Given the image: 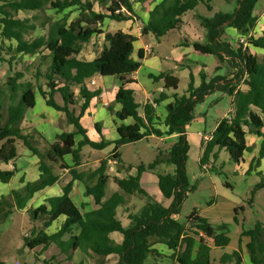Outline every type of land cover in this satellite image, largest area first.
I'll return each instance as SVG.
<instances>
[{"label": "trees", "instance_id": "16d2710c", "mask_svg": "<svg viewBox=\"0 0 264 264\" xmlns=\"http://www.w3.org/2000/svg\"><path fill=\"white\" fill-rule=\"evenodd\" d=\"M212 1L161 0L157 5L159 15L144 22L141 31L149 32L159 39L168 31L179 28L181 17L199 3L207 10H212ZM257 1L236 0L230 12L217 11L211 17L200 16L206 30L204 39L202 42L194 41L191 45L196 52L217 58L215 73L208 76L201 72L200 82L195 85L190 71L185 92L182 95L172 93V100L165 105L166 115L161 120L152 102L158 104L168 97L163 90H176L178 77L165 72L154 77L155 81L163 80V90L153 101L146 102L140 113V104L135 100L134 89L130 87L132 80L129 78L138 70L143 58L141 49L137 51L136 59L132 56L136 37L121 30L111 33L100 28L105 19L125 21L133 18L132 0H0V67L6 65L11 71L3 82L0 78V110L5 100H18L16 105L8 106L7 121L0 129V181L8 182L16 172V167H6L17 157L16 140H20L39 160L36 180L26 182L20 189L11 190L8 195L0 197V224L14 210L25 209L36 192L55 183L59 179V171L68 168L71 180L63 185L62 194L48 197L43 204L26 209L30 227L23 236L24 246L31 250L40 247V254L54 244L67 259L76 249L84 253L91 250L101 256L113 254L117 257V264H146L148 257L154 261L165 260V264H216L211 262L210 252L213 247L229 244L227 225H214L195 210L184 222L173 217L179 212V206L188 191L185 161L189 144L185 128L196 117V105L213 90H220L232 96L233 107L228 111L229 117L226 114L216 122L210 138L203 145L199 164L203 166L210 156L215 158V149H225L230 160L242 162L243 155L252 150L246 140L248 133L259 140L254 167H259L264 159V30L253 34L257 21L254 14ZM47 6L56 13L73 8L77 15L70 21L69 13L58 19L40 15L38 12L44 11ZM20 11L34 14L19 16ZM227 27L235 30L237 38L248 36L247 45L243 46L239 42L233 46L225 34ZM37 28L44 29L45 33L33 36ZM103 33L104 45L99 54L92 60L79 59L83 44L94 35ZM252 48L262 51L260 60ZM23 55L34 56V59L27 67L18 68ZM223 65L225 69L219 73ZM235 67L238 70L234 73ZM96 75L114 76L119 80L114 97L119 109L114 115L120 124L116 130L117 138L113 141L104 137L99 141L89 139L80 123L90 100L101 92L100 88L90 89L86 84L87 79ZM234 76L237 81L233 82ZM240 82L245 88L239 86ZM74 88L78 89L77 95ZM36 93L42 96L48 106L64 112L67 122L75 127L73 132L58 134L53 143L44 141L45 147L38 143L43 136L36 130L22 133L16 127L23 111L35 106ZM55 93L60 94L62 104L54 99ZM78 100L79 112L76 114L73 105ZM128 118L132 123L124 122ZM160 127H164V130ZM172 134H177V139L164 151L159 150L150 164L138 165L135 175L128 173L132 166L122 163L118 151L120 145L152 135ZM76 135L80 136L79 140L75 139ZM111 143H114V148L110 157L100 159L93 169H78L84 146L101 150ZM65 156L71 157V165L64 160ZM109 160L116 166L121 163L122 171L117 167L116 170L124 173L112 176L118 189L106 197L110 178ZM164 163L175 166L173 173L157 174L158 189L164 198L171 199L169 206L153 199L139 182L142 172L153 171L158 164ZM249 166L250 169L253 167L252 164ZM257 173L261 178L255 188H263L264 172ZM73 180L83 184L84 193L93 197L97 208L83 214L80 212L70 197ZM130 196L144 197L145 201L137 211L126 207L129 222L123 226L117 218L116 209L118 206L125 207ZM61 216L64 221L58 230L48 234V226ZM73 226H77L79 232L63 239L65 234L71 233ZM111 232H119L122 241L114 242L109 236ZM242 237L248 238L245 245L249 250L250 263L264 264V223L257 221L253 228L242 230L240 241ZM158 244H163L169 252L158 249ZM242 261L240 245L220 258L221 263L242 264ZM0 264H3L1 260Z\"/></svg>", "mask_w": 264, "mask_h": 264}, {"label": "rangeland", "instance_id": "374dc122", "mask_svg": "<svg viewBox=\"0 0 264 264\" xmlns=\"http://www.w3.org/2000/svg\"><path fill=\"white\" fill-rule=\"evenodd\" d=\"M132 2L138 4L141 0H132ZM211 5L212 10L209 11L203 4L199 3L195 9L187 11L181 17L182 25L180 29H172L159 39L151 36L150 44L152 45V56L156 55L164 64H170L174 68L175 66L173 64L177 62V69L173 71L172 74L178 77L179 84L176 90H167L170 96L173 92H176L178 95H182L185 92L190 80L189 73L191 70L196 69L197 63H195V61H198L200 65L205 62V73L208 76H212L215 73L214 68L218 62L215 56L212 55L207 57L206 55L195 54L194 57L192 50L189 56H179L178 54L180 51L185 52L184 50H186L185 47L178 45L183 39L193 40L197 33L199 34V32H201L204 34L206 32L201 17H211L214 12L217 11L230 12L234 9L236 0H213ZM38 13L40 15H50L53 19H57L61 15H64L62 13H56L49 6H47L44 11ZM254 13H258L257 15L260 17L259 22L256 23L253 30V34H258L261 30H264V0L257 1ZM262 13L263 16H261ZM26 14L32 15L34 12H26ZM76 15L77 11L73 9L69 10L70 19L74 18ZM107 23L109 28L122 25L120 21L111 19H108ZM36 30L38 33L41 32L39 28ZM36 30L33 32V36H35ZM225 34L228 41L233 46L239 43L237 35L236 38H233L229 36V33L225 32ZM96 39H98L96 43L99 48L101 47L102 40L99 42V37ZM84 45L87 48V43ZM136 46L137 43L135 44V47ZM252 49L253 53H255L260 60L261 50L256 48ZM192 57L195 60H193ZM30 59L31 57L25 58L24 63H28ZM17 66L22 68L23 62ZM161 68L163 71H166L167 66L162 65ZM224 69L225 65L221 67L219 73L223 72ZM237 70L238 67L233 68L234 73ZM145 72L144 67L138 72L139 80L142 81V86H150L153 91H155L154 94L158 96V88L162 86L163 81H151ZM9 74H11V72L8 71L6 67H2L0 72L1 82H3ZM193 78L196 82L200 81V76L198 74L193 75ZM233 78V82L237 81L235 76ZM111 79H113L114 82L117 81L115 77ZM241 84L243 83H239L240 87H242ZM95 101L100 102L98 99ZM232 107V96L220 90H213V92L205 96V98L196 105L195 121L189 123L186 130L189 129V131H192L193 126H199L204 134H200L201 136H199L191 132L187 137L189 146L185 161V175L188 191L179 206V212L175 214V219L179 222H184L187 216L195 210L201 216L208 218L214 225L225 223L228 230L227 235L229 237V244L224 247H213L210 252L211 262L216 264H233L230 262L221 263L220 258L223 254L231 253L240 245L246 252L242 264H249L250 260L247 256L249 250L243 242L246 240V237H242L240 241V233L244 229L253 228L257 221L264 223V187L255 188L257 182H259L261 178V175L257 172H264V159L261 160L259 167H254L259 140L253 134L248 133L246 135L247 143L252 147V150L243 155L244 160L242 162L235 163L230 160L225 149H215L214 151L217 152L215 158L210 156L208 162L203 166L199 164V159L204 147L203 145L205 141H207L205 138H202L203 135H209L215 127L216 122L224 117L227 111H230ZM94 118V114L91 116L87 114L81 119L82 123L80 122L87 131L89 137H97L96 131L93 128ZM201 141H203V144H201ZM171 143L172 142L169 141L165 142V140H161L157 136H148L136 142L120 145L118 151L122 163L132 166L128 173L130 175H135L138 165L143 164L146 166L150 164L156 157L158 151H164ZM113 148L114 143L109 144L102 150H94L89 146H85L84 149H87V166L97 164L98 161H95L97 159L110 157L108 154ZM250 164L253 165L251 169L249 166ZM111 166L112 170L109 171V176L111 178L107 182L106 197L114 190L116 191L118 189L117 185L111 179L114 175H120V172L116 170V165L113 164ZM174 167V164L171 163L159 164L156 166L155 170L142 172L139 176L140 186L151 195L153 199L164 206H169L171 199L164 198L160 193L157 186V174L172 172V168L174 169ZM79 185L81 187V184ZM73 198L78 201V197H76L75 194H73ZM144 201V197L139 198L137 196H130L128 198L127 208L130 210L132 209V211H137L144 204ZM126 212L124 206L117 207V213L120 219L125 220V218H127ZM29 227V214L28 212L25 214V212L21 211H14L9 218L0 224V260L3 264H46L44 259H48L54 250H57L56 246H50L46 251L38 254L40 252L38 247L31 250L27 246H24L23 236L28 232ZM112 235L114 237L121 236L120 233L117 232L112 233ZM157 247L164 253L169 252L163 244H159ZM88 255L87 253L83 254L84 258L86 256L87 263L90 260L91 264H101L100 260L104 257L99 256V258H96L91 254L89 256L90 258H88ZM112 257L113 256L107 261L108 264H112ZM75 264H77L76 261ZM146 264H165V260L158 259L154 261L152 258L148 257Z\"/></svg>", "mask_w": 264, "mask_h": 264}, {"label": "crops", "instance_id": "0c3cea01", "mask_svg": "<svg viewBox=\"0 0 264 264\" xmlns=\"http://www.w3.org/2000/svg\"><path fill=\"white\" fill-rule=\"evenodd\" d=\"M160 1L161 0H141V2H138V4L133 3V10H134V15H135L133 18L125 20V21H120V23H122V25L116 26V27L114 26L112 28H109L108 23H107L108 19H105L103 21L102 25L100 26V28L104 32H111L112 33V32H115L117 30H121L125 33H128V34L135 36L136 40L133 43L134 49H133V53H132V56L134 59L137 58V51L139 49L142 50L143 58L141 59L140 67L138 68L137 71H135L134 73L129 75V78L132 80L130 87L132 89H134L135 100L140 104V107H139L140 113H142V111H143L144 104L146 102L153 101V99L157 98L159 96V94L161 93V91L163 90V84H162V86H159L158 96H156V94H154L155 91H153V89L150 86H144L143 87L141 84L142 81L139 80V75H138V72L141 70V68H143V67L145 68V71H146L145 73H146L147 77L149 78V80H151V81H155L154 77L158 76L161 72L172 74L173 71H176V69H177V62H174L175 60L173 61L174 62L173 65L175 66V68H174L170 64H164L160 60L159 57H156V55L152 56V45L150 44V42H151V36H153V34H151L149 32L143 33L141 31V26L144 22H146V21L150 20L151 18H154V17L159 15V10L157 8V5L160 3ZM94 7L96 10L98 9L96 4ZM71 9H73V8H67L60 13H62V14H66L67 12L69 13V10H71ZM254 14L257 16L256 23H258L260 17L257 15L258 13L257 14L254 13ZM18 15L19 16H26L27 14H26V12L20 11L18 13ZM27 16H29V15H27ZM61 16L58 18H61ZM261 16H263V13L261 14ZM68 20L70 21V18ZM181 25L177 29H180ZM39 29H41V28H39ZM225 32L229 33V36L236 38L237 34L233 28L227 27ZM44 33H45L44 29H41V32H39V33L36 30L35 36L41 35ZM103 35H104V33L94 35L90 39V41L87 42V48L83 44V46L80 50V53L78 54V58L84 59L87 61L94 59L99 54V52L102 50V47L104 45ZM97 37H99V42L102 40L101 41V47H99V48L97 47V43H96L98 40V39H96ZM203 39H204V34L201 32H199V34L197 33L194 36L193 40L183 39L178 45L185 47L186 50H184L185 52L180 51L178 53L179 56H185V55L189 56L191 50L193 51L194 57H195V54H201V53L196 52L194 50L191 43L194 41L202 42ZM136 43H137V46L135 47ZM148 47H150L149 52H147ZM202 55H206L207 57L212 56V55H207V54H202ZM261 55H262V51H261ZM27 57H31V59H30V61H28V63H26V62L24 63V60ZM33 59H34V56H31V55L21 56V62H23V67H27L28 65L32 64ZM192 59L195 60L193 57H192ZM195 63H197L196 69L191 70L193 75H195V74L199 75L201 72L205 73V67H206L205 62L202 63V65H200V63L198 61H195ZM162 65L167 66L166 71L162 70V68H161ZM2 67H6L7 70L10 71L6 65H3L0 67V72H1ZM173 75H175V74H173ZM113 77L114 76L103 77V76H99V75L97 76L96 75V76L91 77L94 80V84L91 85V84L87 83V86L90 89L100 88V90H101V92L98 96H96L90 100V103H89L87 110L85 111V113L80 118V122L82 123L81 119L85 115L88 114L89 116H91L94 114L95 120L93 122V128L96 131L97 137H94V136L89 137L87 135L88 138L93 140V141H99L101 139V137H104L105 139H107L109 141H113L114 139L117 138V131L116 130L120 124V121L115 118L114 113L117 109H119V104H117L115 102L114 97H115V93L119 87V80L117 78V81L114 82L113 79H111ZM0 78H1V76H0ZM89 80H90V78L87 79V82ZM160 80H162V79H160ZM199 82H196V80H194L195 85H198ZM241 85H242L241 88H245L244 84H241ZM163 91H165L167 93L166 90H163ZM77 92H78V89L74 88L75 95H77ZM54 99L59 104L63 103L62 98H61L59 93L54 94ZM96 99H98L100 102L95 101ZM75 100H77V97L75 98ZM171 100H172V97L168 94V97L166 99H164L163 101H161L160 103H158L154 106L155 111H156V115L159 116L161 120H163L165 115H166L165 105L167 103H169ZM17 103H18L17 99L12 100V101L11 100H5L3 102V107L0 110V129L2 127H4V125L7 121V118H8L7 108H8V106L9 105H16ZM78 103H79V100L73 105L75 110H76V114H78V112H79ZM73 106H71V107H73ZM103 121H104V124H103ZM193 121H195V119ZM124 122L126 124H129V123H132V120L130 118H128ZM188 125L186 126V128H188ZM16 127H19L21 129L22 133H28V132H31L33 130H36L38 133H40L43 136V139L38 140V143L42 147H45L44 141L49 142V143H53L56 140V136L62 132H73V131H75V127L72 124H69L67 122L65 113L57 111L54 108L48 106L39 93H36L35 106L32 108H29V109H25L23 111L22 117L16 123ZM160 128H161V130H164V127H160ZM186 128H185L186 138L189 136V134L191 132H194L199 136H201L200 134H204L202 132L203 130H201V128L199 126H193L192 131H189V129L186 130ZM213 129H212V131H213ZM211 132L209 133V135L211 134ZM86 134H87V131H86ZM157 137H159L161 140H165V142L166 141L174 142L177 139V134L162 135V136H157ZM75 139L79 140L80 136L76 135ZM84 147L81 149L82 159H81V164L78 166V169H80L82 171H87L88 169L95 168L98 163L94 164L92 166H87V149H84ZM91 149H93V148H91ZM16 150H17L16 159L12 162H9L8 165L6 166L9 169L16 167V172L8 182H1L0 181V197L2 195H4V196L8 195L11 190L20 189L21 187H23L26 184V182L34 181L38 178V174H39V171H38L39 160H38V158L36 156H34L20 140H16ZM94 150H96V149H94ZM111 152H109L108 155H111ZM105 158H107V157H105ZM100 159H102V158H100ZM100 159H97L95 161L99 162ZM64 160L68 163V165L72 164L70 156H65ZM109 163H110V166L108 169V173L110 170H112L111 165H113L114 162L109 160ZM55 168H56V166H55ZM174 169H175V167H174ZM174 169L172 168V172H165V173H173ZM123 173H120V175H117V176H121ZM70 180H71V175L68 171V168H63L62 170L59 171V179L55 183H53L50 186H47V187L43 188L42 190L36 192L33 195V197L27 202L25 209L14 210V211L25 212V214H26L27 213L26 209L35 208V207L43 204L45 202V199H47L48 197L58 196V195L62 194L63 185H65ZM79 184H81V187ZM73 194H75V196L78 197V201L73 198ZM70 197L73 200V202L78 206V208L82 214L87 212V211H90V210L97 208V205L94 203L93 197L91 195H86L84 193V186L78 180H73V182H72ZM126 207H128V203L124 208L126 209ZM128 210H130V209H128ZM126 214H128V212H126ZM116 215H117V218L121 221L123 226H126L128 224V222H129L128 218H125V220H122L119 218V215L117 213V209H116ZM173 217L175 218V215H173ZM63 221H64V217H62V216L59 217L57 220L52 222L50 226H48V228L46 229V232L48 234L54 233L55 231L58 230V228L60 227V225ZM78 232H79V228L77 226H73L71 233L65 234L63 236V239L66 240V239H68L70 234H77ZM112 233H116V232H111L109 235L110 238L114 242L120 243L122 241V235L120 234L121 236H115L114 237L112 235ZM117 233H119V232H117ZM24 235H26V234H24ZM247 241H248V239L246 238V240H244L243 242L246 244ZM50 246H55V245L51 244ZM38 248H39V250H41L40 247H38ZM46 250H44V251H46ZM81 252L84 254V252L82 250L76 249V250L72 251V253L70 254V259H67L66 255L63 253H60L58 248H57V250H54V252L50 255V257H48V259H44V262L47 261L46 263H50V264H65V263L75 264V261H76L77 264H79V262H82V264H91L90 260L87 263L86 256L84 258L83 254ZM242 252H243L242 254H243V259H244V256L246 255L244 248H242ZM91 254H92V256H95L96 258H99V256H101V255L95 254L91 250H88V252H87L88 258H90L89 256ZM111 256H113L112 257L113 258L112 264H114V263L116 264L117 257L113 254H109V255L102 257L103 259L100 260V263L101 264H108L107 261L109 260V258ZM247 256L249 257V254H247ZM249 264H251V263H249Z\"/></svg>", "mask_w": 264, "mask_h": 264}, {"label": "built area", "instance_id": "2783aa9c", "mask_svg": "<svg viewBox=\"0 0 264 264\" xmlns=\"http://www.w3.org/2000/svg\"><path fill=\"white\" fill-rule=\"evenodd\" d=\"M247 39H248V36H238V41L240 43H242L243 46H246L247 45ZM149 51H150V47L147 48V52H149ZM87 83H89L91 85L94 84L93 78H90V80L88 82L86 80V84ZM152 103H153L154 106L156 105V103H154V102H152ZM226 116L229 117V112L227 113ZM204 138L207 140V139L210 138V135H206V136H204Z\"/></svg>", "mask_w": 264, "mask_h": 264}, {"label": "water", "instance_id": "95a60500", "mask_svg": "<svg viewBox=\"0 0 264 264\" xmlns=\"http://www.w3.org/2000/svg\"><path fill=\"white\" fill-rule=\"evenodd\" d=\"M117 168L120 169V170H122L123 169V165L121 163H118L117 164Z\"/></svg>", "mask_w": 264, "mask_h": 264}]
</instances>
